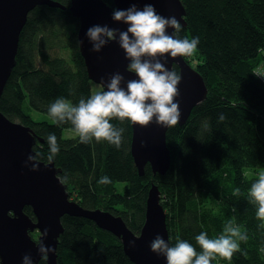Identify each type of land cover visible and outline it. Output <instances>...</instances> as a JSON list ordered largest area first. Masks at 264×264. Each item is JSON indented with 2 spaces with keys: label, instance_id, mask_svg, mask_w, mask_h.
Masks as SVG:
<instances>
[{
  "label": "trees",
  "instance_id": "16d2710c",
  "mask_svg": "<svg viewBox=\"0 0 264 264\" xmlns=\"http://www.w3.org/2000/svg\"><path fill=\"white\" fill-rule=\"evenodd\" d=\"M54 1L64 8L41 4L27 15L15 65L0 97V112L35 133L33 152L41 153V161L48 162V135H56L60 151L53 161L61 170L58 175L70 199L83 208L120 216L137 234L144 222L149 186L155 183L170 245L179 238L199 252L197 235L207 232L209 238H216L232 222L248 239L239 241L240 251L231 260L217 256L211 264H264V227L256 218L258 206L248 196L258 177L244 173L246 167H264V83L254 74L264 58V0H180L186 26L175 35L199 37L194 64L188 56L185 60L203 77L207 95L184 124L167 129L168 170L153 174L146 164L142 175L130 152V121H111L124 129L117 149L107 141L84 144L78 135L63 137L65 129L74 130L70 123L32 118L31 109L49 115V105L57 98L77 104L104 91L95 89L88 77L70 0ZM104 1L113 6L112 0ZM172 70L178 72V67L174 64ZM103 177L109 182L101 183ZM24 212L35 219L30 206ZM61 223L58 264H133L120 240L92 220L65 214Z\"/></svg>",
  "mask_w": 264,
  "mask_h": 264
},
{
  "label": "water",
  "instance_id": "95a60500",
  "mask_svg": "<svg viewBox=\"0 0 264 264\" xmlns=\"http://www.w3.org/2000/svg\"><path fill=\"white\" fill-rule=\"evenodd\" d=\"M113 6L104 0H70L69 10L78 19L77 42L83 57L89 79L107 90L111 74L120 72L126 81L137 79L134 73L126 70L129 63L124 50L116 41L109 42L100 52L91 51L92 44L85 35L87 29L95 24H107L111 28L126 30L127 25L112 20L113 8L126 9L135 3L143 8L145 3H152L158 14L165 17L175 16L182 26H186L184 8L180 0H112ZM46 4L64 8L54 0H0V97L11 70L15 65L20 32L27 15L36 5ZM173 29L169 28L171 35ZM175 35V33H174ZM82 41L83 43L81 44ZM178 67L181 81L178 85L182 125L187 120L192 108L203 101L207 95V85L200 75L186 60L178 56L166 60V67L171 70ZM132 135L130 152L133 163L140 175L149 164L153 174H164L171 162L169 147L166 144V127L153 121L147 127L131 123ZM143 141V144H142ZM35 133L20 122L9 120L0 112V264H22V257L30 254L34 264L41 259L35 244L45 229L47 237H42L46 246L55 249L49 253L46 264L57 263V243L63 231L61 218L65 214L81 216L92 220L99 228L117 237L125 254L133 264H167L164 256H158L150 250V242L157 234L169 241L166 227V215L160 203V190L151 183L146 199L145 217L139 233H133L120 216H115L101 208L85 209L75 200L70 199L67 185L60 176V168L52 161H41L39 170H30L24 162L28 155L34 154ZM32 208L33 220L24 212V207ZM38 231L37 238L30 233ZM135 241V247L129 241Z\"/></svg>",
  "mask_w": 264,
  "mask_h": 264
},
{
  "label": "clouds",
  "instance_id": "9594fccd",
  "mask_svg": "<svg viewBox=\"0 0 264 264\" xmlns=\"http://www.w3.org/2000/svg\"><path fill=\"white\" fill-rule=\"evenodd\" d=\"M112 20L127 25L126 30L111 28L107 24H95L85 33L92 44L91 51L100 52L109 42L116 41L124 50L125 59L129 61L126 70L134 73L137 79L126 81L120 72L110 75L105 87L107 90L91 94L88 98H81L73 104L65 98H57L49 105V116L59 125L70 123L79 141L88 144L107 141L117 149L123 143V128L116 127L111 121L128 120L141 127L149 126L153 121L161 127H174L181 116L178 85L181 74L166 67V60L170 56H192L197 51L199 37L192 39L179 38L174 33L182 30L180 21L175 17H165L158 14L152 3H145L138 8L135 3L126 9L113 8ZM174 31L170 35L168 29ZM81 44L83 43L80 41ZM264 77V73H254ZM225 116L221 114L219 120ZM49 151L47 161L51 163L60 151L55 134L47 137ZM143 144V141H142ZM41 153L28 155L24 164L30 165V170H39ZM108 177H103L101 183H108ZM239 190H237L238 194ZM250 202L256 204V218L264 227V172L259 173L258 179L251 184L248 191ZM48 230L35 242L41 259L48 260L49 253L55 249L46 246L42 237H47ZM246 232L232 222L225 225L223 234L216 238H209L207 232H201L195 237L200 248H196L186 240L177 238L174 246L170 245L159 234L150 242V250L158 256H164L167 264H211L217 256L231 260L235 252L240 251L239 241H247ZM130 247H135V241H129ZM22 264H34L30 254L22 257Z\"/></svg>",
  "mask_w": 264,
  "mask_h": 264
},
{
  "label": "rangeland",
  "instance_id": "374dc122",
  "mask_svg": "<svg viewBox=\"0 0 264 264\" xmlns=\"http://www.w3.org/2000/svg\"><path fill=\"white\" fill-rule=\"evenodd\" d=\"M60 54L65 55L64 57H66L67 60L69 62H71L69 56H67V52L66 51H62ZM195 57H196L195 53L192 56H188V59L191 61L192 64H194L193 59ZM263 59H261V61L259 63H261L263 61ZM92 84L95 85L94 86L95 89L102 88L99 84H95L94 82H92ZM30 114H31V116H32V118L34 120H38V121L46 120V121H49V122L52 120L49 115H47L45 113H42V112H39V111H36V110H33V109L30 110ZM76 135L77 134L75 133V131L71 130V129H65L63 131V137H65V138L74 137ZM261 172H264V167H256V168H254V167H246V168H244V173L247 175V177H253V176L258 177L259 173H261ZM33 233L35 234V238H37V236L39 234L38 231H33Z\"/></svg>",
  "mask_w": 264,
  "mask_h": 264
},
{
  "label": "built area",
  "instance_id": "2783aa9c",
  "mask_svg": "<svg viewBox=\"0 0 264 264\" xmlns=\"http://www.w3.org/2000/svg\"><path fill=\"white\" fill-rule=\"evenodd\" d=\"M264 73V59L261 63H259L255 68H254V73ZM257 76V75H256ZM259 80H261L264 83V77H259L257 76Z\"/></svg>",
  "mask_w": 264,
  "mask_h": 264
}]
</instances>
